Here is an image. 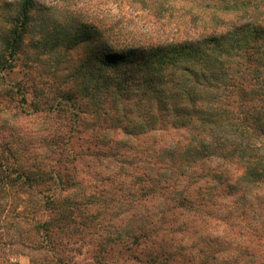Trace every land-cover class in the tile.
Masks as SVG:
<instances>
[{
  "label": "trees",
  "instance_id": "trees-1",
  "mask_svg": "<svg viewBox=\"0 0 264 264\" xmlns=\"http://www.w3.org/2000/svg\"><path fill=\"white\" fill-rule=\"evenodd\" d=\"M126 1L146 33L7 17L0 96L69 125L0 143V264H264V0Z\"/></svg>",
  "mask_w": 264,
  "mask_h": 264
},
{
  "label": "rangeland",
  "instance_id": "rangeland-1",
  "mask_svg": "<svg viewBox=\"0 0 264 264\" xmlns=\"http://www.w3.org/2000/svg\"><path fill=\"white\" fill-rule=\"evenodd\" d=\"M123 1L124 2L120 5L118 0H38L41 7L46 6L47 8H52L54 14L60 17V19H64L65 16H70L75 18L76 21L92 20L96 22L103 19L107 23H113L121 17L124 22H128L127 26L130 31H136L135 33H146V20L143 18L145 14L140 12L139 14H132V10L126 6L128 2L126 0ZM16 2L17 0H0V36L7 27V17L12 13L11 9L15 7ZM123 38L129 37L123 36L122 39ZM84 59L85 55L82 50L75 51V49L70 48L68 63L66 64L68 68L61 72V74L69 80L68 82L73 80V72H76V75L81 72V64ZM19 63L20 61L16 63L15 69L9 76H6L4 72H0V91L5 88L3 82L11 86L19 83L22 77ZM48 70L51 71V68L49 67ZM53 88H45L43 92L45 94H51ZM41 98L42 94L38 95V100ZM14 105L15 100L7 102L5 98L0 96V143L4 144L21 137L38 141L40 135L45 134L49 129L51 132L59 131L60 134H63L65 131H63V128L69 125L68 114H55L50 116L40 115L37 117L23 118L17 113ZM76 241L78 243L79 240ZM78 245L82 244L78 243ZM86 245L89 247L88 244ZM88 247L82 250L81 255H77L74 252L76 264L92 263V260H90V256L92 255L91 246ZM13 262L18 264H29L28 258L22 255L13 257Z\"/></svg>",
  "mask_w": 264,
  "mask_h": 264
}]
</instances>
